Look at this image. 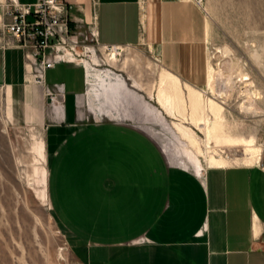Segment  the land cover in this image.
<instances>
[{"label":"crops","instance_id":"0c3cea01","mask_svg":"<svg viewBox=\"0 0 264 264\" xmlns=\"http://www.w3.org/2000/svg\"><path fill=\"white\" fill-rule=\"evenodd\" d=\"M64 1L90 25L95 45H143L167 69L164 78L173 73L192 87L205 79L206 22L193 1ZM96 58L71 56L46 71L47 85H63L55 103L29 73L25 51L0 46L12 121L46 128L45 138L33 134L49 158L51 210L83 263L264 264V159L203 167L192 155L197 168L173 163L138 122L156 121L145 99L141 117L140 80L99 69ZM143 90L163 95L165 121L167 87ZM103 93L110 108L97 106Z\"/></svg>","mask_w":264,"mask_h":264},{"label":"rangeland","instance_id":"374dc122","mask_svg":"<svg viewBox=\"0 0 264 264\" xmlns=\"http://www.w3.org/2000/svg\"><path fill=\"white\" fill-rule=\"evenodd\" d=\"M199 7L207 29V75L197 87L182 83L173 73L164 78L167 69L143 45L126 47L114 61L109 55L113 48L95 45L87 31L77 55L91 60L96 54L97 68L140 80L141 117L145 99L154 107L156 121L138 122L156 137L173 163L197 168L192 155L203 167L260 162L264 159V0H203ZM239 72H247V81L252 82L248 87L258 111L243 108L248 104L245 83L237 81L231 88L225 84L228 75ZM220 85L222 95L215 91ZM95 86L102 87L99 80ZM163 86L169 90L170 102L165 121L159 119L163 99L143 90ZM102 96L98 108H110L105 93ZM45 131L12 121L6 91L0 87V264H84L51 210L49 158L37 156V146L42 149L43 144L33 134L42 132L45 138ZM251 147L259 153L250 152Z\"/></svg>","mask_w":264,"mask_h":264},{"label":"built area","instance_id":"2783aa9c","mask_svg":"<svg viewBox=\"0 0 264 264\" xmlns=\"http://www.w3.org/2000/svg\"><path fill=\"white\" fill-rule=\"evenodd\" d=\"M202 6L203 0H193ZM75 5L64 0H36L22 3L20 0H5L0 3V46L16 47L25 51L26 66L37 83L45 86L51 102L64 97L63 85L46 84V71L71 56L77 55L81 37L90 33L91 42L95 34L86 22L72 17Z\"/></svg>","mask_w":264,"mask_h":264},{"label":"bare ground","instance_id":"6f19581e","mask_svg":"<svg viewBox=\"0 0 264 264\" xmlns=\"http://www.w3.org/2000/svg\"><path fill=\"white\" fill-rule=\"evenodd\" d=\"M226 49V48H225ZM227 50V49H226ZM110 52H109V55L111 56V59L112 60H114V61H117V59H118V54L120 53V49L119 48H117V47H113V49L112 50H109ZM230 52V51H229ZM229 52H227V53H229ZM254 53H256V54H258L257 52H254ZM255 54V56H257ZM260 55V54H259ZM78 56V55H77ZM229 55H227L226 57H228ZM259 57V56H258ZM229 58V57H228ZM256 59V58H255ZM231 60H233V59H231ZM258 60V59H257ZM262 60V59H261ZM230 63V62H229ZM233 63V62H232ZM239 63V62H238ZM261 63V62H260ZM224 65V64H223ZM238 65V64H237ZM240 65V64H239ZM238 65V66H239ZM261 66H262V64H261ZM263 66H264V64H263ZM227 67V66H226ZM237 67V66H236ZM240 67V66H239ZM233 68V67H232ZM232 68H231V70H232ZM244 68V67H243ZM222 69H223V67H222ZM230 69V68H229ZM240 69V68H239ZM242 69V68H241ZM231 70H229V71H231ZM224 71H225V69H224ZM238 71V70H237ZM243 72H245V71H243ZM247 73V72H246ZM246 73H242V72H239L236 76H233V74H230V75H228L227 77H226V82H225V84L227 85V87H232L237 81H240V82H243V83H245L246 84V93H247V98H248V104L246 105V106H243V108L244 109H246V110H257L256 109V107H255V102H254V100H255V97H251L250 96V93H251V91L252 90H249V85H251L252 84V82L250 81H247L248 79H249V77H248V75L246 74ZM219 75L221 76L222 74L221 73H219ZM223 76V75H222ZM225 81V80H224ZM223 81V82H224ZM223 84V83H222ZM255 86V85H254ZM220 87H221V85H220ZM222 87H223V85H222ZM221 87V89L219 90H216L215 89V91H217L219 94H223V88ZM235 87H233V89H234ZM163 89V88H162ZM225 89V88H224ZM227 89V88H226ZM232 89V90H233ZM243 91V90H242ZM255 91V90H254ZM227 92V91H226ZM230 93H231V91H230ZM228 95H230V94H228ZM225 96H226V93H225ZM256 96V95H255ZM160 97H161V99H163V95H160ZM219 97H221V96H219ZM228 97V96H227ZM257 98V97H256ZM259 98V97H258ZM164 102V101H163ZM258 111V110H257ZM251 113V112H250ZM252 114V113H251ZM201 126L204 128V127H206V125H204V124H201ZM248 150H250V152H252V153H259V149L257 148V147H251V148H248ZM37 152H38V155L37 156H39L40 157V159L41 158H43L44 157V153H43V151H42V149L41 148H38V146H37ZM40 172V171H39Z\"/></svg>","mask_w":264,"mask_h":264}]
</instances>
